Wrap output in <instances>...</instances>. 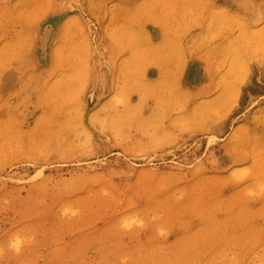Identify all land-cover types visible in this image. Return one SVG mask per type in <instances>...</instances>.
I'll return each mask as SVG.
<instances>
[{
    "label": "rangeland",
    "instance_id": "rangeland-1",
    "mask_svg": "<svg viewBox=\"0 0 264 264\" xmlns=\"http://www.w3.org/2000/svg\"><path fill=\"white\" fill-rule=\"evenodd\" d=\"M0 264H264V0H0Z\"/></svg>",
    "mask_w": 264,
    "mask_h": 264
}]
</instances>
